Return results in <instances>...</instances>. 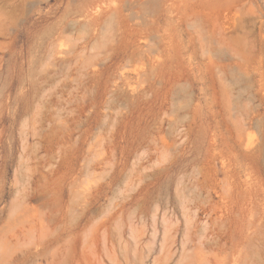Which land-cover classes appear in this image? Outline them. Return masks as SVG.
<instances>
[{
  "label": "rangeland",
  "instance_id": "rangeland-1",
  "mask_svg": "<svg viewBox=\"0 0 264 264\" xmlns=\"http://www.w3.org/2000/svg\"><path fill=\"white\" fill-rule=\"evenodd\" d=\"M0 264H264V0H0Z\"/></svg>",
  "mask_w": 264,
  "mask_h": 264
}]
</instances>
